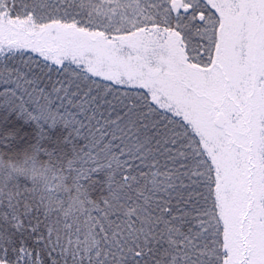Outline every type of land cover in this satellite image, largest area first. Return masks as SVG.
Listing matches in <instances>:
<instances>
[{
	"label": "snow or ice",
	"instance_id": "obj_1",
	"mask_svg": "<svg viewBox=\"0 0 264 264\" xmlns=\"http://www.w3.org/2000/svg\"><path fill=\"white\" fill-rule=\"evenodd\" d=\"M0 264H264V0H0Z\"/></svg>",
	"mask_w": 264,
	"mask_h": 264
}]
</instances>
